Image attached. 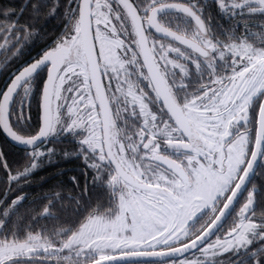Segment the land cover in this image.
Wrapping results in <instances>:
<instances>
[{
	"label": "snow or ice",
	"instance_id": "6c2138e0",
	"mask_svg": "<svg viewBox=\"0 0 264 264\" xmlns=\"http://www.w3.org/2000/svg\"><path fill=\"white\" fill-rule=\"evenodd\" d=\"M0 69V264H264V0L3 4Z\"/></svg>",
	"mask_w": 264,
	"mask_h": 264
},
{
	"label": "trees",
	"instance_id": "16d2710c",
	"mask_svg": "<svg viewBox=\"0 0 264 264\" xmlns=\"http://www.w3.org/2000/svg\"><path fill=\"white\" fill-rule=\"evenodd\" d=\"M21 3V0H0V5L3 4H12V5H17ZM29 3H31V0H29ZM57 23V19L55 17H49L46 21H44L42 27L45 29H49L51 30L52 27H54ZM40 40L39 38L36 39L35 43L31 46V52L28 53V55H32L36 49L40 46ZM8 69H0V82L3 81L4 75H6ZM4 140V137L2 135H0V143H2ZM78 164V161H76L75 159H69L66 160L64 162H62L59 167L62 168H75V166ZM54 169L53 168H47L42 172H38L37 175H44L45 172L47 173H51L53 172ZM67 174H75L73 173H66ZM257 180V182L259 183V178H255ZM45 188L47 187V185L44 186ZM26 191L32 193V194H39L41 192V189L37 188L35 185L30 186L28 189H26ZM27 203V202H26Z\"/></svg>",
	"mask_w": 264,
	"mask_h": 264
}]
</instances>
